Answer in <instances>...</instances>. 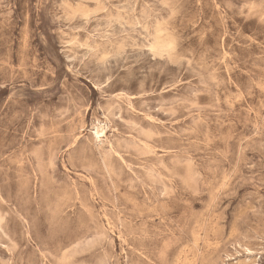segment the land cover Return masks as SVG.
Listing matches in <instances>:
<instances>
[{"label": "rangeland", "instance_id": "374dc122", "mask_svg": "<svg viewBox=\"0 0 264 264\" xmlns=\"http://www.w3.org/2000/svg\"><path fill=\"white\" fill-rule=\"evenodd\" d=\"M0 264H264V0H0Z\"/></svg>", "mask_w": 264, "mask_h": 264}, {"label": "bare ground", "instance_id": "6f19581e", "mask_svg": "<svg viewBox=\"0 0 264 264\" xmlns=\"http://www.w3.org/2000/svg\"><path fill=\"white\" fill-rule=\"evenodd\" d=\"M99 133L97 132L96 135H98Z\"/></svg>", "mask_w": 264, "mask_h": 264}]
</instances>
